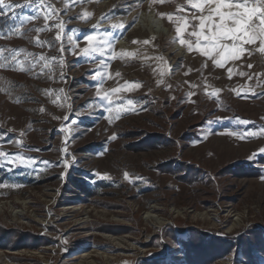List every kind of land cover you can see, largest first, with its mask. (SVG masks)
Returning a JSON list of instances; mask_svg holds the SVG:
<instances>
[{
    "label": "rangeland",
    "instance_id": "374dc122",
    "mask_svg": "<svg viewBox=\"0 0 264 264\" xmlns=\"http://www.w3.org/2000/svg\"><path fill=\"white\" fill-rule=\"evenodd\" d=\"M45 3L58 19L40 33L27 29L44 27L43 12L26 21L37 0L0 14V48L49 60L0 69V150L24 158H0V264H264L259 41L220 68L179 44L167 14L191 18L186 0ZM97 32H111L105 55H77Z\"/></svg>",
    "mask_w": 264,
    "mask_h": 264
},
{
    "label": "snow or ice",
    "instance_id": "6c2138e0",
    "mask_svg": "<svg viewBox=\"0 0 264 264\" xmlns=\"http://www.w3.org/2000/svg\"><path fill=\"white\" fill-rule=\"evenodd\" d=\"M153 2L162 3L163 0H153ZM186 2L191 6V9L195 10L192 12L191 18L185 15H176L174 19L172 14H167V19L175 24L176 38L179 44L181 46H186L189 52L195 50L201 56L211 60L213 65L220 68H223L229 61L239 59L246 51L244 45H252L259 41L260 47L258 51L264 53V0H186ZM32 3L33 0H24L23 4L16 3L15 0H0V14H6L15 8L28 7ZM65 3L67 4L68 0H65ZM37 8L38 14L27 17L26 21L38 19L39 12H43V19L45 21L44 27L27 29V31L34 30L40 33L49 30V20L53 18L58 19V10L54 9L50 4H46L45 0H37ZM182 11H185L183 7L177 8V12ZM83 15L87 16L90 14L84 13ZM160 15L164 16L166 14L160 13ZM193 21H195V23H193ZM23 23L22 21L21 25L17 26L15 29H10L7 34L22 35L20 28L23 27ZM53 27L58 29L55 40L60 41L62 39V33L64 32V24L61 21L53 25ZM111 27L112 29L123 30L125 25L122 23L112 24ZM4 35L5 33L0 32V38ZM109 36H111V32H105L103 34L97 32L96 35L85 36L84 39L87 41L88 46L81 48L79 53L76 54L91 57L93 54L98 53L100 56H104L106 50L110 48L107 39ZM67 39L73 45L76 44L72 36H68ZM45 43L48 42L36 39L37 46H43ZM143 43L147 44L148 41H144ZM60 50L61 52L64 50L63 44L60 45ZM20 51L21 50L0 48V69L12 68L16 71H31L37 67L39 61H44V68L49 67V60L43 55H41L38 60L34 61L30 59L33 54L25 52L24 59H18L17 57L20 55ZM5 52H8L9 55L5 56ZM126 54L132 55L131 53ZM25 61H27V65ZM100 64L103 65L104 60H101ZM248 67L251 68L252 66L249 65ZM41 71H43V68H41ZM233 74V69L229 68V78H231ZM238 74L241 76L246 75L243 72H239ZM101 75L102 73L98 71L93 75V79ZM248 78L249 80L252 79L251 76ZM140 86L138 82H127V90L139 88ZM48 91L50 92L51 90ZM59 91H63V89ZM119 91H121L120 88L111 89V93H117ZM220 91V89H216L214 92L209 93V95L215 96ZM96 94L102 100L108 101L109 105L112 104L109 92H104L103 95H101V89L97 87ZM194 94L195 93H189V95ZM127 103L131 105L134 102L128 100ZM43 110L44 109L41 108V111ZM109 111H111V107H109ZM64 119L67 120L68 117ZM209 123H211V121H209ZM112 138L114 139L115 136ZM17 145H19V141H17ZM260 151L264 153V148ZM0 158L8 160V162L12 164L24 162L23 157L19 155L10 157V154L2 150H0ZM64 167H69L67 161L64 162ZM125 178H128L127 173H125Z\"/></svg>",
    "mask_w": 264,
    "mask_h": 264
},
{
    "label": "bare ground",
    "instance_id": "6f19581e",
    "mask_svg": "<svg viewBox=\"0 0 264 264\" xmlns=\"http://www.w3.org/2000/svg\"><path fill=\"white\" fill-rule=\"evenodd\" d=\"M152 16V15H151ZM149 17L150 18V20H147L146 18V16L145 15H142L141 16V22H147L148 23V26L150 25L151 26V29H152V31H153V33H156L157 31H155L154 29H156L157 28V24L154 22V20L152 19V17ZM146 23V24H147ZM150 23V24H149ZM175 53V52H174ZM181 56V55H180ZM182 57V56H181ZM179 59H180V57H179ZM159 222V221H158ZM159 225H163V223L162 222H159L158 223ZM111 240L113 241V242H117V240L118 239H116V238H111ZM122 241V240H121Z\"/></svg>",
    "mask_w": 264,
    "mask_h": 264
},
{
    "label": "crops",
    "instance_id": "0c3cea01",
    "mask_svg": "<svg viewBox=\"0 0 264 264\" xmlns=\"http://www.w3.org/2000/svg\"><path fill=\"white\" fill-rule=\"evenodd\" d=\"M2 23H4V21H1ZM5 22H6V20H5ZM1 25V24H0Z\"/></svg>",
    "mask_w": 264,
    "mask_h": 264
},
{
    "label": "built area",
    "instance_id": "2783aa9c",
    "mask_svg": "<svg viewBox=\"0 0 264 264\" xmlns=\"http://www.w3.org/2000/svg\"><path fill=\"white\" fill-rule=\"evenodd\" d=\"M0 17H1V16H0ZM10 47H12V46H10ZM13 47H15V45H14ZM13 47H12V48H13Z\"/></svg>",
    "mask_w": 264,
    "mask_h": 264
}]
</instances>
